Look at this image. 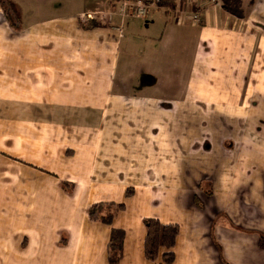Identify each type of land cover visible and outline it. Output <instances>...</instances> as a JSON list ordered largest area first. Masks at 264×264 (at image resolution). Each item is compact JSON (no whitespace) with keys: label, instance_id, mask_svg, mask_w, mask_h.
Returning a JSON list of instances; mask_svg holds the SVG:
<instances>
[{"label":"crops","instance_id":"1","mask_svg":"<svg viewBox=\"0 0 264 264\" xmlns=\"http://www.w3.org/2000/svg\"><path fill=\"white\" fill-rule=\"evenodd\" d=\"M124 1L0 0V264H264V0Z\"/></svg>","mask_w":264,"mask_h":264},{"label":"trees","instance_id":"2","mask_svg":"<svg viewBox=\"0 0 264 264\" xmlns=\"http://www.w3.org/2000/svg\"><path fill=\"white\" fill-rule=\"evenodd\" d=\"M133 195V189H128L126 197ZM124 209L123 204L98 203L89 209V218L111 225L115 215ZM146 238L144 252L146 259L152 264H172L175 259L173 248L179 234L176 224L164 225L156 219H144ZM124 231L112 229L108 244V264H119L123 255ZM164 250L163 253L161 251ZM161 257V262L157 263Z\"/></svg>","mask_w":264,"mask_h":264},{"label":"built area","instance_id":"3","mask_svg":"<svg viewBox=\"0 0 264 264\" xmlns=\"http://www.w3.org/2000/svg\"><path fill=\"white\" fill-rule=\"evenodd\" d=\"M161 1L162 0H138L137 2L131 4L126 0L123 2L122 8L119 12V16L122 17L123 19L127 17L146 19L150 9L153 8L155 5L159 4ZM193 1L197 4V7L199 9L194 14V19L196 20H199L200 18L199 13L197 12H200V10L203 9V7L206 5V4L203 5L204 3H211V4L215 3V0H193ZM105 15H103V17ZM98 16H100L99 13L86 12L80 15L79 20L81 22H92V21H96ZM111 18H112V14H109V19L111 20Z\"/></svg>","mask_w":264,"mask_h":264}]
</instances>
